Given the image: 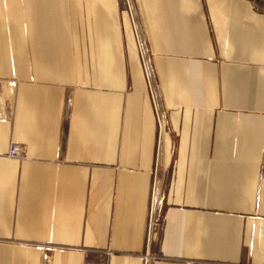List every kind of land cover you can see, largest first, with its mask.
Listing matches in <instances>:
<instances>
[{
    "label": "crops",
    "instance_id": "0c3cea01",
    "mask_svg": "<svg viewBox=\"0 0 264 264\" xmlns=\"http://www.w3.org/2000/svg\"><path fill=\"white\" fill-rule=\"evenodd\" d=\"M134 4L158 155L119 0H0V264H264V0Z\"/></svg>",
    "mask_w": 264,
    "mask_h": 264
},
{
    "label": "rangeland",
    "instance_id": "374dc122",
    "mask_svg": "<svg viewBox=\"0 0 264 264\" xmlns=\"http://www.w3.org/2000/svg\"><path fill=\"white\" fill-rule=\"evenodd\" d=\"M121 8L127 12L130 18V23L132 26L133 34L135 37V41L138 48L139 57L141 60V65L143 69V73L145 76L146 84H147V94L149 96L151 106L155 116V122L157 126V142H156V154L158 155L160 152V146L163 135L165 133H169L168 124H167V110L163 106V102L161 100L159 88L157 85V80L155 76L154 69L151 64V53L148 50L146 36L144 27L138 19V14L136 12V7L134 4V0H119ZM171 171L164 170L159 167L158 170V179L155 176V183L157 190H159V196H155V206L157 210V216L160 218L162 223V229H160V234L157 235L154 242L160 241L161 237L163 236V225H164V217H163V207L166 204V197L164 196L163 192V182L164 178H168ZM163 179V181H161ZM152 183V184H153ZM152 187V186H151ZM158 207V208H157ZM153 242V243H154ZM154 245L150 246L153 247Z\"/></svg>",
    "mask_w": 264,
    "mask_h": 264
},
{
    "label": "built area",
    "instance_id": "2783aa9c",
    "mask_svg": "<svg viewBox=\"0 0 264 264\" xmlns=\"http://www.w3.org/2000/svg\"><path fill=\"white\" fill-rule=\"evenodd\" d=\"M23 151L16 143H11L8 150V157L12 159L20 160L23 157ZM159 190H157L155 183L152 184L149 210L147 216V239H146V249L149 251L151 240H155L157 235L160 234V229H162V223L160 218L157 216V210L155 206V196H159ZM158 208V207H157Z\"/></svg>",
    "mask_w": 264,
    "mask_h": 264
}]
</instances>
